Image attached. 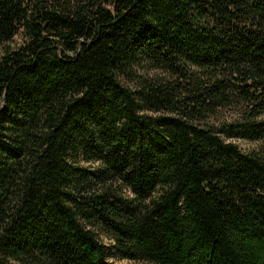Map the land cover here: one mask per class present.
Wrapping results in <instances>:
<instances>
[{
    "label": "trees",
    "instance_id": "obj_1",
    "mask_svg": "<svg viewBox=\"0 0 264 264\" xmlns=\"http://www.w3.org/2000/svg\"><path fill=\"white\" fill-rule=\"evenodd\" d=\"M264 264V0H0V264Z\"/></svg>",
    "mask_w": 264,
    "mask_h": 264
},
{
    "label": "rangeland",
    "instance_id": "obj_2",
    "mask_svg": "<svg viewBox=\"0 0 264 264\" xmlns=\"http://www.w3.org/2000/svg\"><path fill=\"white\" fill-rule=\"evenodd\" d=\"M120 264H132L131 262H128V261H122V262H119Z\"/></svg>",
    "mask_w": 264,
    "mask_h": 264
}]
</instances>
